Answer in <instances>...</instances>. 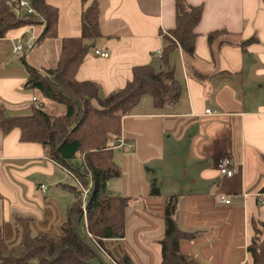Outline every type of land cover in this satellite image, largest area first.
<instances>
[{
  "label": "crops",
  "instance_id": "0c3cea01",
  "mask_svg": "<svg viewBox=\"0 0 264 264\" xmlns=\"http://www.w3.org/2000/svg\"><path fill=\"white\" fill-rule=\"evenodd\" d=\"M83 1L91 0H45L58 10L57 39L38 41L44 26L35 31L39 49L54 48L47 67L13 53L15 39L30 27L0 39L5 115H29L33 103L42 104L23 86L25 63L40 71L55 65L59 40L81 35ZM98 2L101 37L75 80L97 83L104 98L126 85L134 67L160 65L156 54L166 45L162 34L175 26V0ZM185 2L201 7L202 14L194 57L180 49L169 55L181 97L156 109L145 95L122 119L113 150L121 176L109 181L108 191L133 199L125 209L124 237L104 241L103 249L115 261L126 255L133 264H159L165 199L175 196L177 225L194 234L179 243L183 255L200 264H246L250 222H264V0ZM213 31L225 33L209 43ZM251 38L255 41L243 51L239 45ZM95 50L109 57H96ZM19 136L18 130L0 132V226L11 248L21 245L16 217L30 219L33 234H59L67 209L77 204V186L69 184L73 176L40 145L21 143ZM223 158L235 164L232 177L217 170ZM152 182L158 196L151 195ZM221 197L230 203L221 204Z\"/></svg>",
  "mask_w": 264,
  "mask_h": 264
},
{
  "label": "trees",
  "instance_id": "16d2710c",
  "mask_svg": "<svg viewBox=\"0 0 264 264\" xmlns=\"http://www.w3.org/2000/svg\"><path fill=\"white\" fill-rule=\"evenodd\" d=\"M20 0H0V39L10 32L23 31L27 27L44 26L39 40L57 39L58 10L45 0H28L33 14H25ZM202 14L201 7L188 5L185 0H175V26L162 34L166 45L158 67L146 65L132 69L126 85L107 97L99 95V85L92 81L78 82L75 74L85 56L101 37L98 0L83 1L81 11V35L59 40V56L51 68L39 70L25 63L26 89L38 92L44 99L65 108L62 115L45 112L42 104L31 108L29 115L7 116L0 106V132L19 131L21 143L40 145L48 159L67 170L85 188L89 187L86 205V230L81 213L80 191L74 190L77 204L70 206L66 219L60 225V233L38 232L33 234L30 219L16 217L21 232V245L11 248L3 237L0 226V264H103L99 250L104 241L124 237L125 209L133 198L113 196L108 183L121 176L115 163L113 150L121 136L122 119L149 95L153 106L162 109L175 105L182 93V86L174 76L169 55L180 49L194 57L196 33ZM224 31H213L207 39L212 43ZM255 41L251 38L239 47L245 51ZM151 195L159 190L151 183ZM177 197L165 199L163 238L159 241V264H200L194 258L183 255L179 243L191 240L194 234L182 231L176 221ZM83 222L84 235L77 227ZM246 264H264V222L252 220L249 225ZM116 264H133L124 255Z\"/></svg>",
  "mask_w": 264,
  "mask_h": 264
},
{
  "label": "built area",
  "instance_id": "2783aa9c",
  "mask_svg": "<svg viewBox=\"0 0 264 264\" xmlns=\"http://www.w3.org/2000/svg\"><path fill=\"white\" fill-rule=\"evenodd\" d=\"M19 6L23 10V12L27 15L33 14L34 11L30 6V2L28 0H20L19 1ZM37 41V36L35 35V31L33 27L28 28L20 37L15 39L13 43V53L16 55H21L25 51H29L33 49V42L35 43ZM96 57H99L101 59H106L109 57L108 52H103V51H98L95 50L94 52ZM156 57L161 60L162 58V53L158 52L156 54ZM36 99L34 98L33 101ZM205 114L210 115L211 111L206 110ZM120 142V140L118 141ZM217 170L221 175H224L226 177H232L235 173V164L231 163L230 160L223 158L220 159L217 162ZM75 182L77 185L78 190L80 191V204H79V213H81V217L83 218L84 224H85V234L89 239H91V235L88 233L86 230V205H87V197H88V192H89V187L85 188L76 178ZM42 188V187H41ZM44 189V188H43ZM219 202L221 204L228 205L230 203L229 197H221L219 199ZM101 253L105 256V258L110 261L112 264H116V261L112 259L103 248L97 246Z\"/></svg>",
  "mask_w": 264,
  "mask_h": 264
},
{
  "label": "rangeland",
  "instance_id": "374dc122",
  "mask_svg": "<svg viewBox=\"0 0 264 264\" xmlns=\"http://www.w3.org/2000/svg\"><path fill=\"white\" fill-rule=\"evenodd\" d=\"M11 1H14V0H10V2ZM34 27L36 29L34 31H36V32L39 31V29L41 28L40 25L39 26H34ZM33 47H35V48H33V49L29 50V51L27 50V51H25L22 54H27V55H25L26 59H30V56H31L33 61L36 62V64H37L36 66L37 67L38 66L47 67V63L49 64V62H51L53 60V55H55L54 48L53 47H49L48 49L46 48V50L45 49L42 50V49H39V47H37L36 42L35 43L33 42ZM91 50H93V49H91ZM34 95L38 99V101L43 104L42 108H43V110L45 112H47V113H49L51 115H60V114L65 112V108L63 106L44 99L38 92H35ZM33 106L37 107V106H39V103L38 102L33 103ZM7 116H9V115H7ZM69 184L72 187H76L77 186L74 178H71ZM77 232L79 233L80 236L84 235L83 222L80 223V225L77 227ZM30 264H36V262L35 261H31Z\"/></svg>",
  "mask_w": 264,
  "mask_h": 264
}]
</instances>
